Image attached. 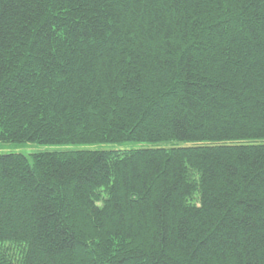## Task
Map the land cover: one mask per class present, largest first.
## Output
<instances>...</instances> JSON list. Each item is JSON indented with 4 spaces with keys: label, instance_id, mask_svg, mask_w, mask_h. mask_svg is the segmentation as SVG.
Wrapping results in <instances>:
<instances>
[{
    "label": "trees",
    "instance_id": "trees-1",
    "mask_svg": "<svg viewBox=\"0 0 264 264\" xmlns=\"http://www.w3.org/2000/svg\"><path fill=\"white\" fill-rule=\"evenodd\" d=\"M0 264H264V0H0Z\"/></svg>",
    "mask_w": 264,
    "mask_h": 264
},
{
    "label": "rangeland",
    "instance_id": "rangeland-1",
    "mask_svg": "<svg viewBox=\"0 0 264 264\" xmlns=\"http://www.w3.org/2000/svg\"><path fill=\"white\" fill-rule=\"evenodd\" d=\"M4 151H8V150H12L15 152H20V153H24L26 155L31 154L33 152H37V151H42V150H46L45 148H40V147H36V146H32V145H26V146H22V147H15V148H8V147H4L3 148ZM48 149H53V148H49ZM104 149V148H102Z\"/></svg>",
    "mask_w": 264,
    "mask_h": 264
}]
</instances>
